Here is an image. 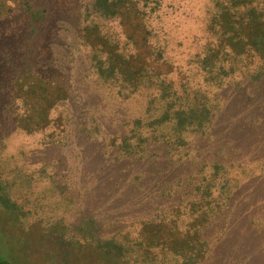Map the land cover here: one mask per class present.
Segmentation results:
<instances>
[{"label":"rangeland","instance_id":"rangeland-1","mask_svg":"<svg viewBox=\"0 0 264 264\" xmlns=\"http://www.w3.org/2000/svg\"><path fill=\"white\" fill-rule=\"evenodd\" d=\"M97 1L0 0V8L5 7L4 15L0 14V120L15 126V131L0 137V264H147L142 253L126 243L132 235L123 240L124 249L111 241L120 225L108 226L111 214L92 196L100 175L109 173L120 157L132 158V165L152 181L173 186L169 191L176 201L182 189L196 192L190 168L178 166V148L167 143L174 133H164L159 141L151 138L149 143L136 125L167 91L157 96V91L141 86L143 94L137 99H124L120 96L123 88L93 69L91 51L80 35L91 20L107 30V19L96 10ZM154 1H136L149 31L146 35L144 30L139 38L138 51L145 59L139 68L143 79L148 71L178 73V44L165 59L167 63L160 65L163 60L155 50L160 45L158 33L169 39L170 30L178 40L175 32L184 28L185 21H201L212 8L211 0ZM54 11L63 12L59 25L46 20ZM177 14V23L172 22ZM165 22L168 25L163 30ZM65 36L66 47H60L58 42ZM195 59L189 63L191 70L200 67L199 58ZM48 60L56 64L48 67ZM41 79L54 81L52 86L63 85L64 91L53 94L47 83L37 84ZM183 79V75L173 78L174 85L179 87L178 81ZM255 93L261 107L264 98ZM37 125V132L28 130ZM220 188L225 200L227 184L221 182ZM247 190L248 201H252L254 190ZM191 193L183 198L179 224L191 218L187 205L194 198ZM244 204L243 219H230L234 231L227 243L234 247L233 256L224 253L216 260L202 250L206 240L209 246L218 244L217 232L210 229L206 239L195 238L193 231L185 233L182 240L186 243L178 249V258L171 259L168 250L158 258L163 263L167 259L176 264H200L203 255L201 264H264V213L256 219L253 210L260 211V207L250 203L249 210ZM241 207L237 204L235 209ZM184 213L189 215L187 220ZM218 237L226 244L222 235ZM160 260L154 264H163Z\"/></svg>","mask_w":264,"mask_h":264},{"label":"trees","instance_id":"trees-1","mask_svg":"<svg viewBox=\"0 0 264 264\" xmlns=\"http://www.w3.org/2000/svg\"><path fill=\"white\" fill-rule=\"evenodd\" d=\"M136 1L98 0L96 10L107 19V30L91 20L80 38L91 51L93 69L106 81L123 88L120 96L124 99H137L143 94L141 86L157 91V96L167 91L168 95L160 99L149 116L136 120V125L149 143L151 138L159 141L164 133H174L167 143L178 148V166L185 168L187 165L191 179L194 176L191 184H195L196 192L187 203L191 207V218L187 220L189 215L184 213L187 221L178 222L183 198L191 192L178 191L176 201L174 193L169 191L173 186L152 181L144 172L141 176L129 156L115 159L111 171L100 175L92 196L111 214L108 226L120 225L111 241L124 249L123 240L132 235L126 243L140 251L142 261L147 264L160 260L158 257L167 250L171 259L178 258V249L186 243L182 240L185 233L196 232L195 238L202 239L210 229L217 232L218 244L209 246L206 240L202 250L216 260L224 253L233 256L234 247L227 243L230 232L234 231L230 219L239 222L243 219L246 210L243 211L241 204L244 203L249 210L250 203L253 208L260 207V211L253 210L256 219L264 213V103L258 107L255 95L258 92L264 98V0H211L208 16L197 22L185 21L184 28L175 32L178 40L173 39L170 30L169 39L165 33H158L160 45L155 50L163 60L159 64L167 63L165 59L177 43L178 73L169 70L155 74L147 70L146 79L141 77L139 70L145 62L144 53L138 49L139 38L149 31L144 28ZM3 10L4 5L0 8L2 15ZM52 13H58V18L48 13L46 20L59 25L63 12ZM177 21L178 14L172 19V22ZM167 25V22L163 24V30ZM67 37L58 42L60 47H66ZM190 55L194 59L186 60ZM196 57L200 67L191 70L189 63L195 62ZM54 64L51 60L46 63L48 67ZM182 75L183 81H178L179 87L175 86L173 78ZM53 82L41 79L37 84L47 83L53 94L59 95L64 86L58 83L52 86ZM112 87L115 89L114 85ZM240 88L244 91L239 93ZM38 126L28 130L37 132ZM10 131H15V126L0 120V137L7 136ZM221 182L227 184L226 201L220 194ZM247 189L254 190L252 201H248ZM237 204L241 207L239 210L235 209ZM120 230H124V235H119ZM219 235L224 237L226 244ZM213 249L217 250L213 252ZM205 257L199 256L200 264ZM160 262L163 263V259ZM171 262L176 264L167 259L163 264Z\"/></svg>","mask_w":264,"mask_h":264}]
</instances>
